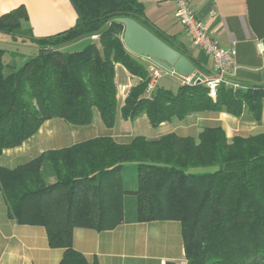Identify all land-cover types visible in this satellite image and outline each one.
Here are the masks:
<instances>
[{
	"label": "trees",
	"instance_id": "obj_1",
	"mask_svg": "<svg viewBox=\"0 0 264 264\" xmlns=\"http://www.w3.org/2000/svg\"><path fill=\"white\" fill-rule=\"evenodd\" d=\"M70 2L77 23L55 36L27 34L24 7L0 17V33L38 48L24 59L0 49V157L37 134L46 121L88 126L96 112L109 129L119 112L126 120L145 115L154 128L202 112L240 117L247 111L261 119L264 84L244 89L222 85L215 100L202 84L176 91L157 85L147 97L148 68L126 50L124 25L116 19L137 21L173 48L174 41L150 26L139 0ZM108 24L110 29L102 32ZM96 34L99 39L84 51H62ZM118 64L140 79L121 108ZM130 164L133 169H126ZM0 193L10 219L45 228L50 247L65 251L60 264H99L74 249V231L115 229L124 222L125 195L135 197L131 212L137 222H180L189 264H264L261 134L229 139L214 127L197 138L175 133L156 140L134 136L127 142L96 137L44 152L14 169L0 166Z\"/></svg>",
	"mask_w": 264,
	"mask_h": 264
},
{
	"label": "crops",
	"instance_id": "obj_2",
	"mask_svg": "<svg viewBox=\"0 0 264 264\" xmlns=\"http://www.w3.org/2000/svg\"><path fill=\"white\" fill-rule=\"evenodd\" d=\"M190 1L192 8L204 20L215 40L222 46L235 44L237 56L228 77L230 82L239 85V89L254 84H264V42L257 38L250 25L249 0ZM139 2L145 7L150 26L156 32L173 40L175 50L203 69L196 68L195 72L206 75L208 73L210 74L208 76H212L213 60L190 41L175 15V1L139 0ZM19 7H24L28 15L27 21L22 22L23 30L35 38L61 34L73 28L78 19L70 0H0V17ZM153 34L156 36L155 33ZM0 35L5 34L0 33ZM12 39L28 41L22 38ZM126 50L146 68L149 67L146 58L132 53L128 48ZM238 70L260 73L262 81L239 77ZM164 78L175 80L169 76L162 79ZM162 79L159 80L158 86L169 89L163 85ZM138 82L140 79L131 75L124 66L120 64L116 66L120 108L130 89ZM140 117L142 120L139 125L131 129L127 123L131 121L134 124L135 120H126L119 112L116 119L119 123H114L115 126L109 131L103 128L102 119L89 124L86 128H69L67 122L60 119L46 121L38 133L20 147L5 150L0 157V166L14 169L44 152L68 148L101 136L115 137L119 142H127L134 136L156 140L171 133L197 138L203 129L214 127L222 128L229 139L236 136L264 135V104L260 120H256L254 115L247 111L240 117L220 111L219 113L202 112L192 114L183 120L173 118L167 123L153 127L158 130L154 135L152 130H148L145 126L144 121H148L147 117L145 115ZM133 167V164L125 166L130 170ZM131 189L134 190L133 184ZM133 202L135 197L125 195L124 222L115 229L101 232L85 228L76 229L73 236L74 249L84 255L88 262L97 261L99 264H168L169 262L181 264L187 261L182 236L183 227L180 222L173 220L137 222L131 212ZM64 252L63 249L50 247L45 228L20 225L10 219L5 197L0 193V264H60Z\"/></svg>",
	"mask_w": 264,
	"mask_h": 264
},
{
	"label": "built area",
	"instance_id": "obj_3",
	"mask_svg": "<svg viewBox=\"0 0 264 264\" xmlns=\"http://www.w3.org/2000/svg\"><path fill=\"white\" fill-rule=\"evenodd\" d=\"M175 1L176 9L175 15L187 33L190 41L203 51V53L210 56L213 60L212 76H208L201 72H195L192 75H182L176 71L169 72L165 68L157 65L153 61H149V82L146 88V96L151 98L154 93L159 80L163 77L169 76L179 82L180 86H191L196 84L204 85L209 93V96L215 100L218 96L219 88L224 85L229 88L239 89V85L233 84L228 79L230 70L236 63L237 50L235 44L229 46H222L215 40L202 18H200L191 6L190 0H172ZM94 41L99 39L96 34L92 36ZM181 264H189L185 261Z\"/></svg>",
	"mask_w": 264,
	"mask_h": 264
},
{
	"label": "water",
	"instance_id": "obj_4",
	"mask_svg": "<svg viewBox=\"0 0 264 264\" xmlns=\"http://www.w3.org/2000/svg\"><path fill=\"white\" fill-rule=\"evenodd\" d=\"M249 21L257 38L264 42V0H249ZM116 22L124 25L123 42L132 53L142 56L165 68L169 72L176 71L182 75H192L196 67L180 52L163 42L148 29L131 18H119ZM110 29L108 24L102 32ZM94 43V39L87 38L72 44L62 51L78 53ZM237 75L257 82L262 81L260 73L254 74L238 70Z\"/></svg>",
	"mask_w": 264,
	"mask_h": 264
},
{
	"label": "rangeland",
	"instance_id": "obj_5",
	"mask_svg": "<svg viewBox=\"0 0 264 264\" xmlns=\"http://www.w3.org/2000/svg\"><path fill=\"white\" fill-rule=\"evenodd\" d=\"M0 49L7 50L9 52H13V51L18 52V54L20 55V59L35 56L38 52V48L34 44H32L31 42H29V41L22 42L20 40L14 41L11 36L6 35V34L0 35ZM161 82L163 83V85L165 87H167L173 91H176L177 88L180 86L178 81L170 80V79H166V78L162 79ZM141 120H142L141 117H138L135 119L136 122L134 121V124L131 123V121H128L127 124L132 129L134 127H137L139 125V123L141 122ZM99 121H101V118H100L99 113L96 112L92 123L94 124V122H99ZM101 122H102L103 128L105 130L109 131L110 129L105 127L103 121H101ZM144 122H145V124H146L145 126H147L148 130H152L153 135L158 132V130L153 129V127H151L149 125L147 120H145ZM117 123H119V120L116 121V124ZM66 124H67V126H69V128H86L87 127V126H78L77 127V126L71 125L69 123H66Z\"/></svg>",
	"mask_w": 264,
	"mask_h": 264
}]
</instances>
